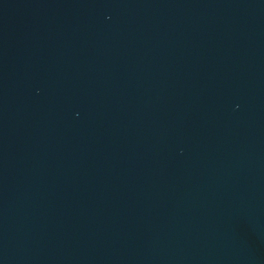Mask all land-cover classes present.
I'll return each instance as SVG.
<instances>
[{
  "label": "water",
  "instance_id": "1",
  "mask_svg": "<svg viewBox=\"0 0 264 264\" xmlns=\"http://www.w3.org/2000/svg\"><path fill=\"white\" fill-rule=\"evenodd\" d=\"M0 264H264V0H0Z\"/></svg>",
  "mask_w": 264,
  "mask_h": 264
}]
</instances>
